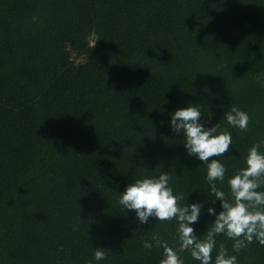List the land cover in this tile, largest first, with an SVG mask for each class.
<instances>
[{
	"label": "trees",
	"instance_id": "16d2710c",
	"mask_svg": "<svg viewBox=\"0 0 264 264\" xmlns=\"http://www.w3.org/2000/svg\"><path fill=\"white\" fill-rule=\"evenodd\" d=\"M188 103L232 134L218 158L228 193L264 140V0H0V264H86L97 246L109 251L99 264H159L154 235L199 264L175 220L139 224L116 203L128 183L167 172L201 203L193 227L206 234L219 201L168 123ZM233 105L247 130L223 118ZM232 243L217 237L213 264ZM232 254L264 264L255 241Z\"/></svg>",
	"mask_w": 264,
	"mask_h": 264
},
{
	"label": "clouds",
	"instance_id": "9594fccd",
	"mask_svg": "<svg viewBox=\"0 0 264 264\" xmlns=\"http://www.w3.org/2000/svg\"><path fill=\"white\" fill-rule=\"evenodd\" d=\"M197 103H188L170 113L168 121L171 131L183 134L182 144L188 156H193L205 165V180L209 185V194L213 202L219 201V210L208 207L207 213L213 217L210 228L202 235H197L195 225L202 215V205L198 201L186 203V197L174 193L170 186V175L160 172L158 176H145L128 183L124 190L117 192L116 203L124 214L134 213L139 224L176 221V235L180 250H188L190 256L199 264H213V250L217 237L226 236L233 241L231 253L223 245L219 247L214 264H238L237 256L253 241L264 245V140L248 148L243 159V166L227 178L228 193L217 187V182H225L226 168L218 159L229 151L232 134L229 131L218 132V125L205 127L201 122L202 113ZM210 117V115H209ZM227 124L233 128L247 130L249 115L236 106L223 113ZM214 157L213 159H209ZM143 162V161H141ZM183 201V204L178 203ZM79 230L78 225L73 226ZM152 240L163 249L159 264H184L177 250L154 235ZM144 249H151L153 243L142 242ZM108 250L100 246L93 248V253L86 264H99L104 261Z\"/></svg>",
	"mask_w": 264,
	"mask_h": 264
},
{
	"label": "rangeland",
	"instance_id": "374dc122",
	"mask_svg": "<svg viewBox=\"0 0 264 264\" xmlns=\"http://www.w3.org/2000/svg\"><path fill=\"white\" fill-rule=\"evenodd\" d=\"M83 58L79 57L76 59L77 62L81 61Z\"/></svg>",
	"mask_w": 264,
	"mask_h": 264
}]
</instances>
